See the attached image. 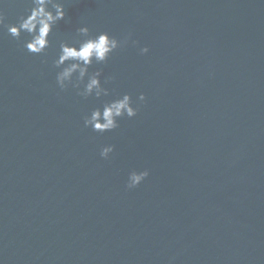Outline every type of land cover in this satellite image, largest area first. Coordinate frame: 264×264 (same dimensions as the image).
<instances>
[{
  "label": "water",
  "instance_id": "1",
  "mask_svg": "<svg viewBox=\"0 0 264 264\" xmlns=\"http://www.w3.org/2000/svg\"><path fill=\"white\" fill-rule=\"evenodd\" d=\"M65 3L47 55L0 29V264H264V0ZM29 6L0 0L6 23ZM84 26L139 42L90 69L101 100L56 82ZM124 94L136 118L84 126Z\"/></svg>",
  "mask_w": 264,
  "mask_h": 264
},
{
  "label": "clouds",
  "instance_id": "2",
  "mask_svg": "<svg viewBox=\"0 0 264 264\" xmlns=\"http://www.w3.org/2000/svg\"><path fill=\"white\" fill-rule=\"evenodd\" d=\"M67 18L65 0H30L29 8L14 24L6 23L7 17L0 10V29H6L8 35L22 42L29 53L44 56L52 47V36L56 27ZM25 34L29 39L22 40ZM76 35L78 38L72 42L65 40L59 43L58 57L53 60V67L59 69L56 74L58 87L62 91L75 89L84 99L95 97L101 100L110 96V90L104 85L115 78L110 77L102 82L103 72L90 69L94 65L107 64L113 54L122 48L139 47V42L133 40L131 35L123 40L107 32L93 35L87 26L79 27ZM139 51L141 55H147L150 49L143 47ZM146 100L144 94H140L137 101H134L130 94H124L107 101L102 107L94 109L90 115L84 117V126L100 134L113 132L120 127L119 121L124 117L136 118L139 112L138 105ZM114 152V146H105L101 149L100 156L108 160ZM149 175L148 170L132 171L128 177L127 188L129 190L138 188Z\"/></svg>",
  "mask_w": 264,
  "mask_h": 264
}]
</instances>
